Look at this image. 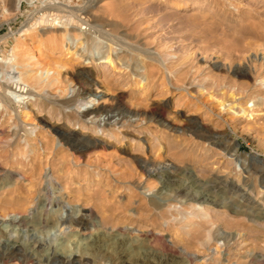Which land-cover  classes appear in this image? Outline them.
<instances>
[{"label":"rangeland","instance_id":"obj_1","mask_svg":"<svg viewBox=\"0 0 264 264\" xmlns=\"http://www.w3.org/2000/svg\"><path fill=\"white\" fill-rule=\"evenodd\" d=\"M18 2L0 0V73L29 93L5 103L0 78L5 264H264V167L230 157L264 165V0Z\"/></svg>","mask_w":264,"mask_h":264},{"label":"bare ground","instance_id":"obj_2","mask_svg":"<svg viewBox=\"0 0 264 264\" xmlns=\"http://www.w3.org/2000/svg\"><path fill=\"white\" fill-rule=\"evenodd\" d=\"M18 1L19 0H17V3H15V11H18V6H19V2ZM186 8H187V4L182 5V9H186ZM47 73H48V71L45 70V74H47ZM16 74H17V72H15V70L12 71V68L11 67L9 68V72H7V74L4 73V72H1L0 73V78L8 79L12 84H14V88L13 89L12 88H9L10 90H8V92L5 93V94H8V96H5V101L4 102L7 103V104H9V105H12L13 104L12 102L18 100L19 98H22L21 97L22 95H26L28 93V86H26L23 83V81L21 79V76L20 75L18 76V74H17V76H15ZM36 84H38V83H36ZM78 84H79V87H77L78 89H77V91L75 93L76 96H78V95H90V91H91L92 87L90 85V81H88L87 78L80 79V81L78 82ZM92 86L94 87L96 85L93 83ZM74 104H75V97L73 96L70 100H66V101L61 102V108L68 109L70 107H73ZM112 111H113V108H109V109H105V108H94V110H88V111H86L84 114L81 115V117H86V116H91V115H103L102 122L108 123V121H110L112 119H115V114ZM134 117L137 118L138 116H134ZM113 121H117V120H113ZM49 128H51V127H49ZM54 133H56L60 137H62L60 141H64L66 144H68L72 148H78L79 149V143H78V141L73 140L72 138L68 137V135L63 136L62 134H60V132H54ZM236 155H237V149H236V147H234L233 150H231L230 157H234L236 159V161L240 163V167H244L245 166V162L248 159L251 160V161H253L256 164H260L262 168L264 167V165L262 163H259V161L254 156H251V155H242L240 157H237ZM146 165H147V163H146ZM158 166L159 165H157V166L152 165L151 167L153 169L158 170L159 169ZM19 204H21V203H19ZM23 206H22V209H23ZM66 224H68V225H70V224H76L77 225V223H73L70 220H67V221L62 222V225H66ZM17 252H19V251H17ZM83 254H85V253H81L80 256H82ZM14 255H15L14 252L8 253L6 255L0 253V264H5V262L8 261L9 259L13 258ZM89 257H91L94 261L96 259L95 253L90 254ZM30 262H31V259L29 257L28 258H24L23 260H20V264H28ZM131 262L133 264H135L136 261H135V259H133V261H131Z\"/></svg>","mask_w":264,"mask_h":264}]
</instances>
